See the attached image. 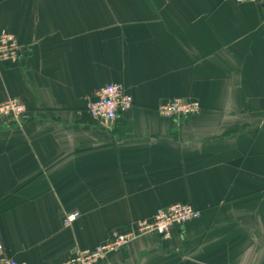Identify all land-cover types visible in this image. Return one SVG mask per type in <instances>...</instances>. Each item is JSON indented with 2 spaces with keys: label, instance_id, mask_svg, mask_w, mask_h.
Here are the masks:
<instances>
[{
  "label": "crops",
  "instance_id": "obj_1",
  "mask_svg": "<svg viewBox=\"0 0 264 264\" xmlns=\"http://www.w3.org/2000/svg\"><path fill=\"white\" fill-rule=\"evenodd\" d=\"M0 32L26 51L0 63V104L28 112L0 124V260L60 264L190 204L171 240L99 264H264V5L0 0ZM113 84L134 103L109 125L88 107ZM176 98L202 112L163 117Z\"/></svg>",
  "mask_w": 264,
  "mask_h": 264
},
{
  "label": "built area",
  "instance_id": "obj_2",
  "mask_svg": "<svg viewBox=\"0 0 264 264\" xmlns=\"http://www.w3.org/2000/svg\"><path fill=\"white\" fill-rule=\"evenodd\" d=\"M235 5L256 4L264 5V0H233ZM26 51L21 48L16 38L6 32H0V63L21 65ZM133 98L126 93L120 84L104 87L98 93L97 99L90 103L88 111L91 116L102 123L117 121L133 107ZM202 112V107L197 102L187 101L181 98L170 100L159 109V113L172 121H180ZM27 108L17 99H10L0 104V124L12 123L22 124L27 119ZM202 212L190 204H176L159 210L152 220H141L137 222L132 230L128 232H113L110 239L97 246L93 250L80 251L61 262L60 264H99L110 254L121 252L126 249L137 238L155 234L163 241L172 239L175 228H183L186 224L200 219ZM79 217L75 212L66 216L64 226L70 227ZM3 246L0 245V253ZM0 264H24L17 263L2 257Z\"/></svg>",
  "mask_w": 264,
  "mask_h": 264
},
{
  "label": "water",
  "instance_id": "obj_3",
  "mask_svg": "<svg viewBox=\"0 0 264 264\" xmlns=\"http://www.w3.org/2000/svg\"><path fill=\"white\" fill-rule=\"evenodd\" d=\"M109 125L111 124V122L108 123Z\"/></svg>",
  "mask_w": 264,
  "mask_h": 264
}]
</instances>
